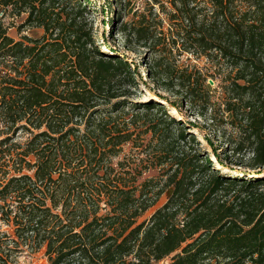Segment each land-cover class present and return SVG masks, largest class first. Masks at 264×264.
<instances>
[{
  "label": "trees",
  "instance_id": "1",
  "mask_svg": "<svg viewBox=\"0 0 264 264\" xmlns=\"http://www.w3.org/2000/svg\"><path fill=\"white\" fill-rule=\"evenodd\" d=\"M139 1H106L124 51L105 52L92 0H0V14H28L20 34L45 30L14 38L0 16V264L42 249L50 264H264V0H147L143 11ZM133 45L158 48L148 76L176 83L184 104L207 108V76L220 80L243 136L224 154L247 150L255 175L226 173L219 154L217 166L184 115L134 100ZM174 51L206 72L178 73ZM140 124L157 139L148 162L159 169L141 183L142 170L113 164Z\"/></svg>",
  "mask_w": 264,
  "mask_h": 264
},
{
  "label": "rangeland",
  "instance_id": "2",
  "mask_svg": "<svg viewBox=\"0 0 264 264\" xmlns=\"http://www.w3.org/2000/svg\"><path fill=\"white\" fill-rule=\"evenodd\" d=\"M106 1L111 3L112 0H92V12L91 16L95 20V31H96V38L100 44H102L103 49L105 52H108L106 49L107 47H116L121 51L123 49V41L121 38V33L119 32L116 23L110 21L112 19V7L109 9L106 6ZM140 9L143 11L145 8L148 10L150 5L148 4L147 0H140L136 6V9ZM119 8V7H118ZM114 9V8H113ZM119 11V9H118ZM133 14V7L129 10ZM28 14L24 13L21 16L13 15L11 12V8L7 9V12L4 13V20L7 23H12L15 26L10 29L9 33L14 38H19L22 34H27L31 37H42L44 35V28L36 25H29L22 29V34L19 33V27L26 21ZM128 19V18H127ZM130 19V17H129ZM107 43V44H106ZM133 52H124V55L129 59L130 62H133V67L138 69L139 74L143 79V83L141 86V91L137 93L136 97L134 98L137 102H147L150 100L158 101L164 104L170 115L175 116L178 114L175 111V107H179L183 110V114H180L179 118L181 119L184 115V120L186 123H193L194 125H198L195 127H190V131H192L196 136V146H201L202 149L206 150V153L210 155L212 161L218 166L219 163L217 161V155L219 154L221 159L225 161V172L230 173L234 176L243 177L246 174L255 175V172L249 170L247 168L246 163L248 157L250 156L249 152L243 151L240 152L238 155L234 156L233 152H231L232 156L229 157L228 154H224L223 149H227L230 146H236L243 136L239 132V128L237 127L239 122L236 120L235 117L232 116L231 113H228L224 110V101L225 94L224 88L222 87V83L220 80H213L212 78H208L206 86L208 87V92H202L204 94L203 98H210V103L208 104L207 108L209 110L206 112L207 108H204L202 104L199 105H189L184 104L183 96L178 94L179 88L175 83V86H169V89H163L160 86V81H156L151 79L148 76V70L152 68L154 59L156 55L152 53L153 50L150 49L151 47H139V46H131ZM170 47H166L164 51L168 52ZM168 57V56H167ZM171 63L177 69L178 73L188 69L189 71L194 72L193 65H197V69H202V73L206 72L204 68L205 62L203 60H196L193 56L188 55H180L176 51H174V55L169 57ZM205 75V74H204ZM200 89V88H199ZM157 95L162 96L164 99L159 98ZM208 101V98L207 100ZM204 112L206 116L204 118L199 116V113ZM158 115V114H156ZM234 121V122H233ZM142 123V120H141ZM192 124H189L190 126ZM135 126H132V129L135 130L134 141L131 143L126 144L123 147V152L121 155L113 161L114 166L116 167L118 172L121 171H133L135 169L142 170L143 175L139 178V183L142 181L157 177L159 175V169L157 168H150L151 163L148 162L149 155L151 154V141L153 144L157 142V139L152 138L151 131L147 132V126L143 124L139 125V128L135 129ZM205 135H207L211 141L214 143L213 145L208 143L205 139ZM192 144V145H195ZM216 149V151H215ZM229 157L230 160H226ZM122 168L119 166V164ZM150 166V167H149ZM148 167V168H146ZM227 167V168H226ZM172 188L168 189L164 195L161 197L159 202L151 208L148 212H146L143 217L140 219V222L148 219L151 215L161 207L167 199L172 195ZM168 261H162L159 264H166ZM16 264H50L48 261V257L46 256L45 249L40 250L34 254H27L23 253L20 255L18 263Z\"/></svg>",
  "mask_w": 264,
  "mask_h": 264
},
{
  "label": "built area",
  "instance_id": "3",
  "mask_svg": "<svg viewBox=\"0 0 264 264\" xmlns=\"http://www.w3.org/2000/svg\"><path fill=\"white\" fill-rule=\"evenodd\" d=\"M0 16H1V17H4V12H1Z\"/></svg>",
  "mask_w": 264,
  "mask_h": 264
},
{
  "label": "bare ground",
  "instance_id": "4",
  "mask_svg": "<svg viewBox=\"0 0 264 264\" xmlns=\"http://www.w3.org/2000/svg\"><path fill=\"white\" fill-rule=\"evenodd\" d=\"M176 117L179 118L180 117V114H176Z\"/></svg>",
  "mask_w": 264,
  "mask_h": 264
}]
</instances>
